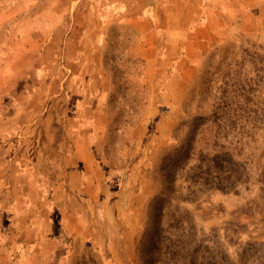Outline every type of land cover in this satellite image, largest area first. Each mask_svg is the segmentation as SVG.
I'll return each instance as SVG.
<instances>
[{
	"label": "rangeland",
	"instance_id": "1",
	"mask_svg": "<svg viewBox=\"0 0 264 264\" xmlns=\"http://www.w3.org/2000/svg\"><path fill=\"white\" fill-rule=\"evenodd\" d=\"M239 1L256 6L255 0ZM258 2L262 7L237 12V0H203L205 11L184 32L183 44L154 48L151 71L142 57L130 54L127 28L115 26L109 35L105 64L113 123L107 169H127L136 159L133 127L154 104L145 145L152 141L156 149L146 156H152L148 175L156 194L145 204L137 264H190L193 257L200 264H264V0ZM30 5L27 17L50 26L46 33L34 31L31 45L24 46L14 29L22 14L0 28V210L5 215L17 209L11 211L12 199L25 193L31 200L41 197V188L34 193L33 187L22 188L23 182L17 190L16 161L31 170L32 183L41 182L44 173L56 184V143L46 138L70 133L63 125L69 104L57 96L65 49L57 43L76 20L89 19L77 16L74 0ZM48 7L55 14L45 13ZM58 22L63 23L59 32L53 30ZM56 32L55 41L43 46ZM9 72L21 77L18 82ZM19 136L24 139L13 151L28 148L29 153L6 158L10 139ZM50 194L44 191L46 198ZM73 264L101 263L79 243Z\"/></svg>",
	"mask_w": 264,
	"mask_h": 264
},
{
	"label": "crops",
	"instance_id": "2",
	"mask_svg": "<svg viewBox=\"0 0 264 264\" xmlns=\"http://www.w3.org/2000/svg\"><path fill=\"white\" fill-rule=\"evenodd\" d=\"M31 1L0 0V28L3 24L11 26L17 15L24 16L14 28L24 46L31 45L34 31L46 33L50 29L47 21L37 26L27 17ZM255 3L253 8L237 0L233 7L237 12L243 7H262L258 0ZM204 6L203 0H74L77 16L87 14L89 19L87 23L76 20L57 43L65 48L57 96L69 104L63 125L70 133L46 138L47 143H56L59 161L52 168L56 184L42 173L41 182L36 178L35 185H28L29 181L21 177L28 175L27 165L16 161L21 175L18 191L22 182L23 188L33 187L34 193L39 184L41 197L12 199L11 211L17 208L13 214L0 210V264H73L79 243L85 244L101 264H137V237L145 222V204L156 194L148 175L152 166L149 159L156 149L152 141L145 145L146 133L155 121L151 113L154 104H149L133 127L136 159L127 169H107L104 160L113 123L109 105L113 88L105 64L109 35L115 26L127 28L132 35L130 54L142 57L151 71L154 48L183 44L184 32L205 11ZM50 8H45V13L55 14ZM57 25L53 30L59 32L63 23ZM57 32L42 45L53 43ZM3 75L0 68V77ZM6 75L16 82L21 78L12 72ZM42 94L48 97L51 93L45 89ZM2 96L0 93V104ZM23 139L19 136L9 142L6 158L18 160L21 154L29 153L28 148L13 151ZM149 152L153 153L147 158ZM46 183L51 193L48 198L44 196ZM20 207L23 212H19Z\"/></svg>",
	"mask_w": 264,
	"mask_h": 264
},
{
	"label": "trees",
	"instance_id": "3",
	"mask_svg": "<svg viewBox=\"0 0 264 264\" xmlns=\"http://www.w3.org/2000/svg\"><path fill=\"white\" fill-rule=\"evenodd\" d=\"M14 139V138H13ZM12 139H10V141H11ZM26 170V172H27V178H28V184H30V182H31V184L32 185H35L34 183H32V181L34 180V177H33V174H32V172H31V170H29L28 168H26L25 169ZM19 175H20V173H19ZM21 176V175H20ZM25 175H22L21 177H22V179H23V177H24ZM26 178V179H27ZM25 179V178H24ZM36 181V180H35ZM27 186V185H26ZM37 187H39V188H42V186L41 185H37ZM22 188H23V186H22ZM18 190V189H17ZM20 190V189H19ZM45 190H49V187L47 186L46 188H45ZM27 195H28V193H25V197H27ZM24 197V198H25ZM144 224H145V222L143 223V227H142V229H141V231L143 230V228H144ZM198 247H196V249H194V250H196V256H197V253H198V249H197ZM190 264H200L199 263V261H198V258L197 257H193L192 258V260L190 261ZM239 264H242V263H239Z\"/></svg>",
	"mask_w": 264,
	"mask_h": 264
}]
</instances>
